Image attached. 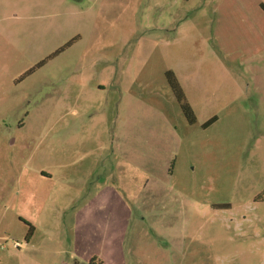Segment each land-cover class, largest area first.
I'll use <instances>...</instances> for the list:
<instances>
[{"label":"rangeland","instance_id":"rangeland-1","mask_svg":"<svg viewBox=\"0 0 264 264\" xmlns=\"http://www.w3.org/2000/svg\"><path fill=\"white\" fill-rule=\"evenodd\" d=\"M260 4L0 0V264H264Z\"/></svg>","mask_w":264,"mask_h":264},{"label":"trees","instance_id":"trees-1","mask_svg":"<svg viewBox=\"0 0 264 264\" xmlns=\"http://www.w3.org/2000/svg\"><path fill=\"white\" fill-rule=\"evenodd\" d=\"M261 8L264 10V4H260ZM167 80L169 83V86L171 87V90L176 96V99L180 105V108L186 117L187 121L192 124L195 122V116L193 114V111L187 101L185 100L184 94L181 90V87L179 86L177 80L175 79L174 75L171 72H166ZM216 117L213 116L210 118L207 122L203 124V127L208 126L211 124L213 121H215ZM256 200H264V189L262 190L261 193L257 194L255 197ZM33 228L31 225H29L28 233L26 235V240L29 239L30 235L32 234Z\"/></svg>","mask_w":264,"mask_h":264},{"label":"crops","instance_id":"crops-1","mask_svg":"<svg viewBox=\"0 0 264 264\" xmlns=\"http://www.w3.org/2000/svg\"><path fill=\"white\" fill-rule=\"evenodd\" d=\"M32 172L35 174V175H38L39 177H44V178H50L52 179L53 178V173H51L49 170L45 169V168H37L36 170H32ZM110 180H115L114 177H110L109 178ZM105 180V179H104ZM113 182V181H112ZM127 218V217H126ZM33 228V227H32ZM33 232V231H32ZM93 260V259H92ZM79 261L77 259L74 258V262L73 264H78Z\"/></svg>","mask_w":264,"mask_h":264}]
</instances>
